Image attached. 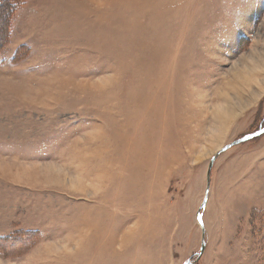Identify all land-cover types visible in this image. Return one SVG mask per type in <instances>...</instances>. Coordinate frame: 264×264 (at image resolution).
<instances>
[{
    "label": "rangeland",
    "instance_id": "374dc122",
    "mask_svg": "<svg viewBox=\"0 0 264 264\" xmlns=\"http://www.w3.org/2000/svg\"><path fill=\"white\" fill-rule=\"evenodd\" d=\"M263 129L264 0H0V264H264Z\"/></svg>",
    "mask_w": 264,
    "mask_h": 264
},
{
    "label": "water",
    "instance_id": "95a60500",
    "mask_svg": "<svg viewBox=\"0 0 264 264\" xmlns=\"http://www.w3.org/2000/svg\"><path fill=\"white\" fill-rule=\"evenodd\" d=\"M262 132H264V130L258 132L257 134H253V135L247 136V137H245V138H243V139H240V140L234 142V143H233L232 145H230L229 147L234 146V145H238V144H240V143H244V142H246V141H248V140H251V139L255 138L256 136L261 135ZM229 147H227L226 149H228ZM226 149H225V150H226ZM223 151H224V150H223ZM206 204H207V198L205 199L204 204L202 205V208H201V209L205 208ZM198 218H199V220L201 221V224H202V219H201L202 216H201V214L198 215ZM202 251H203V248H202Z\"/></svg>",
    "mask_w": 264,
    "mask_h": 264
}]
</instances>
